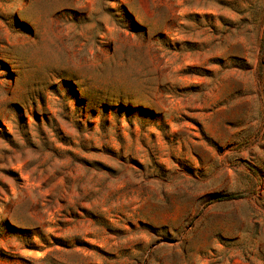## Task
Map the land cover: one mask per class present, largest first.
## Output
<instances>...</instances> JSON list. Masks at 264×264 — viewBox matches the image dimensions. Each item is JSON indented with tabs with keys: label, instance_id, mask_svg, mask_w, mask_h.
I'll list each match as a JSON object with an SVG mask.
<instances>
[{
	"label": "rangeland",
	"instance_id": "1",
	"mask_svg": "<svg viewBox=\"0 0 264 264\" xmlns=\"http://www.w3.org/2000/svg\"><path fill=\"white\" fill-rule=\"evenodd\" d=\"M0 264H264V0H0Z\"/></svg>",
	"mask_w": 264,
	"mask_h": 264
},
{
	"label": "trees",
	"instance_id": "2",
	"mask_svg": "<svg viewBox=\"0 0 264 264\" xmlns=\"http://www.w3.org/2000/svg\"><path fill=\"white\" fill-rule=\"evenodd\" d=\"M239 195H227V196H221L220 198L218 199H226V198H238Z\"/></svg>",
	"mask_w": 264,
	"mask_h": 264
}]
</instances>
